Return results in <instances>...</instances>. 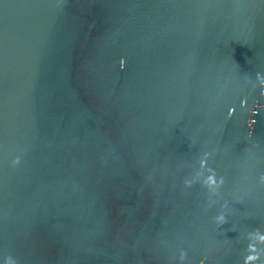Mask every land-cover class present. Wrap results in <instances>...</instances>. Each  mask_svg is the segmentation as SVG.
Segmentation results:
<instances>
[{
	"label": "water",
	"instance_id": "95a60500",
	"mask_svg": "<svg viewBox=\"0 0 264 264\" xmlns=\"http://www.w3.org/2000/svg\"><path fill=\"white\" fill-rule=\"evenodd\" d=\"M257 73L264 0H0V264H244Z\"/></svg>",
	"mask_w": 264,
	"mask_h": 264
},
{
	"label": "clouds",
	"instance_id": "9594fccd",
	"mask_svg": "<svg viewBox=\"0 0 264 264\" xmlns=\"http://www.w3.org/2000/svg\"><path fill=\"white\" fill-rule=\"evenodd\" d=\"M125 59L122 57L119 60V66L121 69H123L125 67ZM256 80L259 83L260 89H261V96H264V74L261 73H257L256 75ZM247 106V100L244 99L241 101V107L244 108ZM264 107V105H256L255 107L251 108L249 110V114L250 113H255V116L257 115V112L259 110V108ZM235 109L231 108L229 109V116H231L232 114H234ZM253 123H255V121H253L252 123L249 122V118L247 120V124L249 129H251L253 126ZM251 135V133H249ZM204 159L201 161V167H207L208 166V157H209V153H204ZM14 165L15 164H19L20 160L19 158H17L16 160L13 161ZM211 175H209L206 179V181L204 182L203 187L209 189V190H213L216 193H218V190L220 189V187L224 184V179L223 177H220L219 179L217 178V174L215 172V170L210 169ZM260 183L264 184V175L260 176ZM185 186L186 187H191L192 184L191 182L185 181ZM223 207H227V205L225 204ZM215 222L217 224V226H222L225 223H227V218L223 213H220L219 215H217L215 217ZM264 232H261L259 229L254 230L253 232L249 233V243L247 246V252L248 254L244 257V264H264V261H262V256H264ZM187 256V253L184 251L180 252V259L181 261L185 260ZM207 259V257H205L204 259H201L199 261V264H205V260ZM5 264H17L16 260L11 257L8 256L5 258Z\"/></svg>",
	"mask_w": 264,
	"mask_h": 264
}]
</instances>
